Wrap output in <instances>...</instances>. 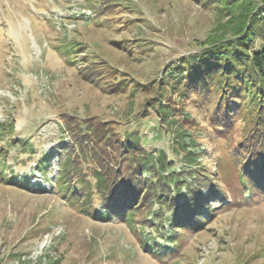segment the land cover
<instances>
[{
    "label": "rangeland",
    "instance_id": "obj_1",
    "mask_svg": "<svg viewBox=\"0 0 264 264\" xmlns=\"http://www.w3.org/2000/svg\"><path fill=\"white\" fill-rule=\"evenodd\" d=\"M238 4L0 0V264H264V105L223 91L220 71L208 88L187 79L192 56L233 37ZM149 181L168 203L191 192L195 214L159 217Z\"/></svg>",
    "mask_w": 264,
    "mask_h": 264
},
{
    "label": "trees",
    "instance_id": "obj_2",
    "mask_svg": "<svg viewBox=\"0 0 264 264\" xmlns=\"http://www.w3.org/2000/svg\"><path fill=\"white\" fill-rule=\"evenodd\" d=\"M229 3H239L237 8L239 17L235 21H231V29L234 32L233 37L229 40L227 39V41L223 38H216L209 46H205L206 48L203 47L205 49L201 51L202 53L192 56L193 58L190 59L187 69V79L188 81H201V86L208 88V82L210 79L214 78L220 71L217 83L218 85H221L223 91L228 90L240 93L244 88L248 91V93H251L250 101L252 102L250 103V106L254 109L256 105L260 107L264 105V0H229ZM168 73H173V69L169 70ZM232 78L236 79L235 83ZM239 81L242 82V86L239 85ZM220 100L221 98H219V101ZM227 100L229 101V98H227ZM248 111L250 112V108ZM167 112L168 111L166 110V114H168ZM260 120V124L264 126V109L258 111L257 122ZM258 134L261 135L264 140V128L259 131ZM178 139H182V147H185L186 145L188 146V151L185 154V161L189 164L196 163V158L193 156V152L197 151L196 147L199 145L198 142L190 137L186 132H180ZM47 159L48 157L45 160L42 159L41 162L43 163V166L44 164L46 165L49 163V160ZM158 162L161 164V168L166 171L168 163L165 158L159 157ZM148 164L149 161L145 162V165H147V168L144 170L145 173L152 171L150 170ZM190 166L193 167L192 165ZM247 168L251 167L247 166L246 169ZM64 169L66 171L67 167ZM249 173L250 174L247 172L245 174L243 172V175H240L239 178L244 182V176H250L252 174L251 171ZM189 174L191 175V178L198 177L200 174L199 168L194 166V170H192ZM97 178L99 183H103L105 181V178L101 175H98ZM166 182L173 183L175 186L174 191L176 193H180L184 187L188 189H192L193 187V183H189L182 174L171 176H168L167 174L164 176V183ZM150 183L151 185L147 186L146 189L149 191V194L155 198L158 194L155 191L152 192V182ZM68 185L67 174L61 173L58 177V186L61 190H65L66 192L68 191ZM159 194H162V192H159ZM178 195L179 194L175 197L177 203H174L175 199H173L171 203H168V194H165L162 197H157L158 202L160 203V208L163 211H161V216L159 217L164 218L165 220H170L164 216V208L172 211L174 210L173 205L176 208L173 218L174 220H178L179 212L183 208L185 209V206L190 210H193L195 214V210L191 202L194 198H190L191 192H188L187 194L185 193L182 196ZM72 199L78 200L76 194L73 193ZM186 201L188 202L186 203ZM84 204L89 206L90 202L85 200ZM124 204L125 202L121 204V207L124 206ZM112 205L113 203H111V206ZM106 208L107 209L104 212L101 211L99 213V217L112 216L110 214L111 208L109 203L106 205ZM136 208L137 205L127 206L125 211H121V215L126 216V219L129 222H133L135 221L134 211Z\"/></svg>",
    "mask_w": 264,
    "mask_h": 264
}]
</instances>
